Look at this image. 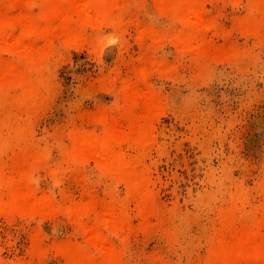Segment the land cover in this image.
Returning a JSON list of instances; mask_svg holds the SVG:
<instances>
[{
  "label": "rangeland",
  "instance_id": "374dc122",
  "mask_svg": "<svg viewBox=\"0 0 264 264\" xmlns=\"http://www.w3.org/2000/svg\"><path fill=\"white\" fill-rule=\"evenodd\" d=\"M127 4L144 28L170 25L152 0ZM247 6L246 0L206 4L215 27L205 33L200 62L169 37L158 46L140 42L137 25L87 29L90 40L78 47L56 42L37 98L0 101V173L39 159L30 181L59 203L97 209L123 199V184L93 160L74 162L70 138L101 131L99 117L124 123L117 86L148 67L149 87L163 103L143 158L156 210L141 222L128 201L135 226L110 239L121 264H205L215 242L264 219V28L253 33L240 25L253 15ZM123 149L135 153L129 144ZM226 212L229 223L221 219ZM85 240L63 211L0 213L1 264H69L60 244L87 247Z\"/></svg>",
  "mask_w": 264,
  "mask_h": 264
},
{
  "label": "bare ground",
  "instance_id": "6f19581e",
  "mask_svg": "<svg viewBox=\"0 0 264 264\" xmlns=\"http://www.w3.org/2000/svg\"><path fill=\"white\" fill-rule=\"evenodd\" d=\"M213 1L152 0L155 10L170 20V25L161 29L142 27L135 18L137 8L129 6L127 0H1L0 101L35 100L44 85V70L55 43L78 47L87 39V29L107 26L121 31L126 24L137 25L140 42L150 39L158 46L169 37L181 53H189L200 62L205 33L215 27L206 9V4ZM246 2L253 15L245 17L240 25L258 33L264 28V0ZM155 70L166 72L162 66H156ZM151 71L140 67L133 80L117 86V103L127 116L124 123L112 125L105 117H99L101 131L71 133L69 148L74 162L93 160L102 172L123 184V199L97 209L89 202L59 203L52 194L39 193L30 181L39 159L27 164L20 162L13 173H0V213L51 215L63 211L82 227L86 245L92 250L61 243L60 251L69 264H121V251L110 237L135 226L127 202L134 204L133 214L141 222L156 210L149 169L143 161L153 141V120L163 106L147 82ZM139 110L145 111L141 119H137ZM125 144L135 150L133 155L123 149ZM221 215L224 222L231 221L230 213ZM263 228L264 219L256 220L251 226L233 231L231 241L218 240L211 246L205 264H264Z\"/></svg>",
  "mask_w": 264,
  "mask_h": 264
}]
</instances>
